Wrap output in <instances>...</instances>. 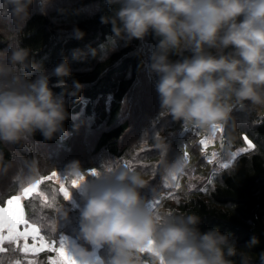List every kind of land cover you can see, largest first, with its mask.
<instances>
[{
    "label": "clouds",
    "instance_id": "1",
    "mask_svg": "<svg viewBox=\"0 0 264 264\" xmlns=\"http://www.w3.org/2000/svg\"><path fill=\"white\" fill-rule=\"evenodd\" d=\"M105 2L111 11L101 22L111 25L112 35L100 51L78 49L75 57L90 54L103 60L119 42L130 44L153 35L157 43L147 70L156 77L161 114L181 122L185 131L198 128L214 134L220 128L235 129L238 113L264 109V0ZM34 3L42 15H48L56 0H0V34L8 43L0 50V182L17 190L41 175L44 154L37 133L44 140L68 135L66 97H78L85 87L73 78L67 58L49 71L23 46L20 34ZM73 34L76 39L85 36L79 27ZM173 55L180 58L173 60ZM52 77L57 78L60 93L53 90ZM155 148L163 159L171 144L158 134ZM108 160L92 169L73 160L64 171L68 183L79 181L74 187L83 199L79 235L93 246L73 245L72 254L81 264H141L139 254L145 250L152 264H251L249 250L256 244L255 236L240 246L231 233L218 227L202 231L196 215L155 208L142 193L150 188V179L132 167H114ZM185 165L183 157L166 163L164 182L175 181ZM68 215L63 205L60 218ZM104 246L109 249L106 260L96 256V249Z\"/></svg>",
    "mask_w": 264,
    "mask_h": 264
},
{
    "label": "trees",
    "instance_id": "2",
    "mask_svg": "<svg viewBox=\"0 0 264 264\" xmlns=\"http://www.w3.org/2000/svg\"><path fill=\"white\" fill-rule=\"evenodd\" d=\"M61 8L68 11L61 13ZM110 11L105 0H56L48 15H42L38 3H34L32 16L20 34L23 46L31 49L35 62L51 71L67 58L73 78L85 85L78 97H66L70 117L64 127L69 134H58L52 140H44L39 133L36 135L41 142L40 152L44 154L39 179L54 170L65 169L73 160L80 161L83 168H93L99 167L104 159H110L107 163L114 167H132L145 174L151 183L142 193L152 199L153 188L155 195L167 191L160 184L165 164L173 163L177 157L186 160V155H190V165L185 169L190 174L184 177L185 185L166 192L154 207L196 215L201 218L202 231L218 227L222 232L231 233L240 246L255 236L256 244L249 250L251 264H264V117H259L256 110L249 111L246 116L249 125L237 127L236 133L246 136L254 147L239 155L227 168L220 169L207 183L210 165L201 150V130L185 131L181 122L161 114L156 77L150 76L147 70L157 38L149 35L144 40L134 39L130 44L121 41L103 60L90 54L82 58L74 56L78 49L85 53L90 49L100 51L108 42L111 25L102 23L101 17ZM75 27L85 32L83 39L75 38ZM7 47L5 36L0 34V50ZM56 80L52 77L51 85L60 93L62 89L55 87ZM71 82L69 78L70 86ZM237 115L240 119V113ZM158 134L171 144L163 159L155 148ZM202 165L205 168L200 172L198 167ZM197 173L200 176L194 178ZM68 187L72 200L64 199L53 180L45 181L40 190L48 202L26 200L28 219L40 226L48 242L58 243L66 235L91 249L93 246L79 235L81 191ZM19 191L0 182V203ZM63 205L69 210L67 219L60 218ZM4 246L8 252L0 253V264H14L16 260L29 263L28 257L13 245L5 243ZM52 252L38 255L34 264H50L48 259ZM98 252L104 260L109 256L107 246L99 248ZM139 259L141 264H152L148 252L140 253Z\"/></svg>",
    "mask_w": 264,
    "mask_h": 264
},
{
    "label": "snow or ice",
    "instance_id": "3",
    "mask_svg": "<svg viewBox=\"0 0 264 264\" xmlns=\"http://www.w3.org/2000/svg\"><path fill=\"white\" fill-rule=\"evenodd\" d=\"M247 140V137H244ZM249 147H253L249 141ZM241 151H246L242 149ZM235 155V154H234ZM222 167L227 168L228 165L224 164ZM176 179V177L174 178ZM49 180H55L60 184V192L63 194L65 200L71 198L72 191L65 185V182L61 180L58 172L52 171L50 175L43 176L34 183L28 184L26 187L20 189L19 194L12 195L6 200L5 206H0V253L8 252V248L4 245L8 243L13 245L15 249L24 254L25 258L29 254H35L42 251L44 248H48L50 251L55 252V257H50V264H81L76 257L70 253L65 247L63 241L59 242V247H55L56 241L53 240L50 243L45 240V237L41 234V228L34 222H30L26 218L25 213V200L40 199L43 203L48 202L45 193L40 190V186ZM79 184V181L73 180L71 187L74 188ZM22 229V230H21ZM32 243L29 244L28 241ZM23 242V243H21ZM147 252V250H145ZM14 264H21L20 260H16ZM29 264L34 262L29 261Z\"/></svg>",
    "mask_w": 264,
    "mask_h": 264
},
{
    "label": "rangeland",
    "instance_id": "4",
    "mask_svg": "<svg viewBox=\"0 0 264 264\" xmlns=\"http://www.w3.org/2000/svg\"><path fill=\"white\" fill-rule=\"evenodd\" d=\"M256 111L258 112V116L259 117H264V109H259V110H256ZM248 113L249 112L240 113V115H239L240 119H238L237 126L235 127V129L220 128L214 134L206 133V132H203L201 130V132H202V136H201L202 147H201V150L206 155L207 164L210 165V176L208 177L207 183L215 176V174L220 169L224 168V167H222V165L227 164L228 166H230L239 155H241L242 153H245L247 151H250L254 147L253 143L249 139H247V140L244 139V135L236 133L237 132V130H236L237 127L241 128L242 124H244L243 127H246L247 125H249V121L247 120V117H246L248 115ZM234 140H236V141L234 142ZM249 141L251 142L253 147H249V143H248ZM242 149H246V151H241ZM186 158L187 159L185 160L186 161L185 169H186V166L190 165L191 156L190 155L189 156L186 155ZM93 168H96V167H93ZM204 168H205L204 165H202V166L198 167V170L201 172V171L204 170ZM84 169H92V168H84ZM185 169H184V172L182 174H178L176 176L175 181L167 182V183H165L164 180H162V182L160 181L161 187L163 189L167 190V191L164 190L165 193L168 192V191H170V193H171V192H173L172 190H178V189L182 188L185 185L183 183L184 180H185L184 177H187L190 174L188 172V170H185ZM54 171L59 172L61 180L63 182H65V185L67 187L71 186V184L68 183L63 178L65 169H57V170H54ZM50 173L47 174L46 176L50 175ZM193 176H194V178L196 176L198 178V176H200V174L197 173L196 175H193ZM53 182L60 189V184L57 181H55V180H53ZM207 183H205V187H206ZM165 193H161L159 195H155V198L152 197L153 205H155V203L157 201H159L161 198H163L165 196ZM17 194H19V192L15 193L13 195H17ZM10 197L11 196H9L8 198H10ZM7 199H5L3 202H1L0 206H5ZM70 200H72V196H71ZM25 202H26V200L23 203H24V206H25L26 218L28 219ZM30 222H32V221L30 220ZM61 240L63 241V243H64L65 247L67 248V250L70 253H73V245L75 243H77V242L73 238H71L69 236H66V235ZM21 243H23V242H21ZM28 243L31 244L32 241L29 240ZM55 247H59V242L55 244ZM47 252H49V249L46 247L40 252H37L35 254H29L27 257H28L29 261L33 262V261H35V258L38 255L43 254V253H47ZM96 256L101 258L100 255H99L98 249H96ZM50 257L54 258L55 257V252H52ZM49 262H50V260H49Z\"/></svg>",
    "mask_w": 264,
    "mask_h": 264
}]
</instances>
